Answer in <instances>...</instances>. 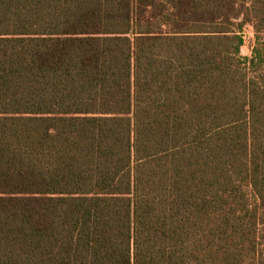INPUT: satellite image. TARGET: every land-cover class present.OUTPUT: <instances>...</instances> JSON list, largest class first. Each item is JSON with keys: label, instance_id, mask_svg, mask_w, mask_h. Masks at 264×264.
<instances>
[{"label": "trees", "instance_id": "1", "mask_svg": "<svg viewBox=\"0 0 264 264\" xmlns=\"http://www.w3.org/2000/svg\"><path fill=\"white\" fill-rule=\"evenodd\" d=\"M0 264H264V0H0Z\"/></svg>", "mask_w": 264, "mask_h": 264}, {"label": "rangeland", "instance_id": "2", "mask_svg": "<svg viewBox=\"0 0 264 264\" xmlns=\"http://www.w3.org/2000/svg\"><path fill=\"white\" fill-rule=\"evenodd\" d=\"M243 36H244V43H243L244 45L242 47V55L251 57L252 48L255 40L254 29L252 25L249 24L244 28Z\"/></svg>", "mask_w": 264, "mask_h": 264}]
</instances>
